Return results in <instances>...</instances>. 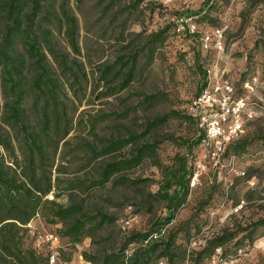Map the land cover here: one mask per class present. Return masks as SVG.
Returning a JSON list of instances; mask_svg holds the SVG:
<instances>
[{"label":"rangeland","instance_id":"1","mask_svg":"<svg viewBox=\"0 0 264 264\" xmlns=\"http://www.w3.org/2000/svg\"><path fill=\"white\" fill-rule=\"evenodd\" d=\"M114 1L70 0L69 12L77 19L79 27L77 51L70 45L66 26L56 22V48L69 62L81 66L77 81L70 72H62L49 55L64 91L59 95L58 105L51 104L48 113L54 119L57 111L61 112L66 106L67 120L64 121L71 126L67 144L60 143L56 152L54 141L58 139H55L48 149L55 161L54 178L61 179V197L56 201L69 205L70 194L64 189L71 181L96 179L97 168L103 161L131 158L138 143H161L152 158L123 172L130 180L139 181V185L120 189L107 185L105 189L82 195V200L91 208L115 216V225L99 232L95 239L85 238L76 247L60 236L56 237L57 243H42V249L49 252L53 247L59 254V264H92L84 254L117 249L121 237L127 235L121 230L123 222H131L128 233L145 232L157 218L166 214L164 205H158L153 213H136V210L142 194L159 190L160 167L172 165L177 155L188 154L185 147L174 144L169 138L191 139L197 135L195 122L185 117L194 112L197 90L207 72L209 89L214 91L216 99L223 97L222 86L229 82L233 98H244L248 102L249 109L241 120L245 124L244 138H248L251 145L241 156H226L225 151L215 156L214 148L204 143L190 157L194 170L191 195L167 231L180 230L178 244L187 252V258L180 264H191V252L199 250L228 224L246 226L264 219V201H259L260 195L255 191L264 189V48L257 45L264 24V0H218L210 13L217 20V27L199 17L180 19L177 15L187 9L199 10L206 0H147L144 5H138L137 0H126L127 4L125 0ZM130 3L132 7H124ZM57 7L60 14L59 2ZM243 20L246 21L243 23ZM165 28L168 33L164 42H154L152 35ZM20 49L23 51L22 46ZM123 64L136 67L135 79L126 89L121 88L128 70H121ZM106 65L115 70L109 84L100 80L101 70ZM31 91L27 89L23 103L26 123L39 129L47 100L42 96L37 101ZM147 96L157 99L148 103ZM8 101V88L0 68V132L12 141L21 162L27 156V140L19 125L6 121ZM173 112L183 118L171 119L147 131L154 119ZM250 112L252 117L248 115ZM132 137L136 138L133 144L115 156L93 161L89 167V148L93 146L100 151L104 141ZM0 154L5 159L4 169L13 166L11 151L0 146ZM249 175L251 179H247ZM48 198L55 200V193ZM27 228L23 232L25 244L37 248L38 238L44 241L48 236L59 235L62 225L48 224L40 213ZM258 236L253 244L246 242L243 249L238 250L234 242L226 251L218 250L205 264H264V228L259 229ZM241 238L242 235L237 240ZM134 248L130 247L129 252Z\"/></svg>","mask_w":264,"mask_h":264},{"label":"trees","instance_id":"2","mask_svg":"<svg viewBox=\"0 0 264 264\" xmlns=\"http://www.w3.org/2000/svg\"><path fill=\"white\" fill-rule=\"evenodd\" d=\"M118 1L124 0L114 2ZM146 1L137 0V4L144 5ZM69 2L70 0H0V68L3 69V80L9 95V101L5 105L8 113L6 121L23 129L28 145L27 156L20 162L12 147V141L0 132V146L6 151H11L13 157V166L4 169L5 159L0 154V264H49L50 251L27 247L23 234L24 229H28L27 226L40 213L48 224H61L62 228L59 230V235L56 234L57 237L67 239L74 247L81 244L85 238L95 239L99 232L115 225L117 223L115 216L91 208L86 200H82V195L97 189H105L107 185H111L112 189L139 185V181L130 180L122 175L123 172L136 168L144 160L152 158L161 143H138L131 158L103 161L97 168L96 179L91 182L83 179L71 181L64 189V192L70 194L69 205H62L56 201L61 197V179L54 178L55 161L51 158L48 149L51 147V141L55 139H58L54 141L56 152L60 143L64 142L66 145L71 126L64 121L67 120L66 106L61 112L57 111L54 119L48 113L51 104L58 105L59 95L64 91V84L56 68L50 64L49 55L53 56L62 72H70L73 79L79 81L81 66L77 62H69L67 56L56 48L54 39L56 22L59 21L66 26V35L71 47L75 51L78 50L79 27L77 19L69 12ZM125 3L128 2L125 0ZM217 4L218 0H206L199 10L187 9L177 15L180 19L199 17L202 21L210 22L213 27H217L218 22L215 23L217 20H214L210 14ZM132 5L130 3L124 7L130 8ZM245 21L243 20V23ZM167 30L168 28H165L153 34L152 40L163 43ZM257 45H262L264 48V24ZM126 68L128 70L122 79V89L128 88L135 79L136 67H129V64L121 65V70ZM114 72L113 66H104L100 80L109 84ZM208 88L209 79L207 72H204L203 83L197 90V99L201 98ZM27 89L32 90L31 93L37 96V101L42 96L47 100L39 129L29 127L26 123L27 111L23 103L28 95ZM146 98L148 103H153L157 99L155 96ZM178 118L183 117L177 112L157 117L150 122L147 131L152 127L157 129L171 119ZM185 118L195 122L197 135L191 139L169 138V140L185 147L188 154L177 155L172 165L160 167L162 182L159 190L156 193L142 194L139 209L136 210V213L142 211L153 213L158 205H164L166 214L157 218L145 232L128 233L126 232L128 228L123 229L128 221L123 222L121 230L127 235L121 237L117 249L84 254L92 264H153L154 262L163 264V261L167 264H180V261L187 258V252L178 244L180 230L167 231V227L186 206L191 195L194 170L193 165H190V157L196 148L206 144V134L199 126V116L191 115ZM244 137L245 134L227 145L225 155L241 156L247 153L251 141ZM135 139L132 137L129 140L104 141L100 151L92 146L89 148L91 155L88 153L89 167L93 161L117 155L133 144ZM262 140L264 142V137ZM251 177L249 175L247 179ZM255 191L260 195L259 201H264V189L258 191L257 188ZM53 192L55 200H49L48 197ZM260 228H264V219L246 226L239 223L228 224L220 233L209 238L199 250L191 252V264H205L216 255L218 250L226 251V247L234 242L238 245V250L243 249L246 242L253 244L259 237ZM240 235L242 238L237 240ZM133 246L135 248L130 253L129 249Z\"/></svg>","mask_w":264,"mask_h":264},{"label":"built area","instance_id":"3","mask_svg":"<svg viewBox=\"0 0 264 264\" xmlns=\"http://www.w3.org/2000/svg\"><path fill=\"white\" fill-rule=\"evenodd\" d=\"M224 95L216 99L214 91L207 89L201 98L197 99L193 106V114L199 116V126L206 134V144L214 148L213 155L217 156L225 151L230 143L239 139L245 134V124L241 117L247 114L249 104L244 98H233V88L229 82L222 86ZM217 92L219 90H216ZM252 117V113L248 114ZM245 175V174H243ZM131 222L124 224L126 230ZM31 226V223L27 226ZM57 236H48L43 241H37V249L42 248V243H57ZM59 254L51 247L49 264H59Z\"/></svg>","mask_w":264,"mask_h":264}]
</instances>
